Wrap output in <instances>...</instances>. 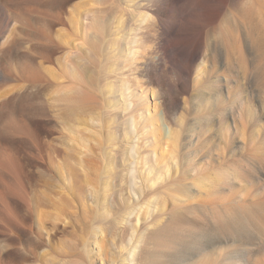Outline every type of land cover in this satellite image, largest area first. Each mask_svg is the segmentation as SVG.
Segmentation results:
<instances>
[{"label":"rangeland","instance_id":"374dc122","mask_svg":"<svg viewBox=\"0 0 264 264\" xmlns=\"http://www.w3.org/2000/svg\"><path fill=\"white\" fill-rule=\"evenodd\" d=\"M53 1L41 7L16 0L29 15L16 17L14 4L0 0V264H144L149 235L177 218L183 223L178 231L189 236L176 241L181 264H204V257L212 258L209 264H264V219L257 229L242 208L264 198V80L255 70L240 73L236 67L229 82L209 81L211 65L223 62L215 43L228 5L211 16L220 21H202L197 6L212 0H157L177 26L163 42L171 40L170 49L163 47L153 67L156 83L146 86L145 72L134 69L136 55L123 47V33L136 27L131 29L133 16L122 4L137 0H112L103 18L106 30L86 29L97 33V46L86 36L80 56L76 48L65 52L61 42L70 29L66 17H93L95 4L67 0L61 14ZM144 17L147 25L153 16ZM200 31L213 50L204 45L188 61L175 39ZM18 38L23 43L17 48ZM54 48L49 61L46 53ZM29 57L42 67L35 78ZM56 57L64 70L62 89L55 84L61 73ZM73 62L81 66L80 80L71 75ZM213 68L223 74L221 63ZM168 82L175 83L180 103L165 114L157 94L146 88L160 87L170 100ZM76 85L87 91L84 103L67 99ZM237 107L246 112L239 131L229 118ZM250 137L263 156L256 152L254 160L231 165L249 151L242 142ZM209 150L217 160L193 171V164L208 160ZM223 168L242 169V177L223 176ZM229 205L242 213L248 240L217 226L215 213Z\"/></svg>","mask_w":264,"mask_h":264},{"label":"bare ground","instance_id":"6f19581e","mask_svg":"<svg viewBox=\"0 0 264 264\" xmlns=\"http://www.w3.org/2000/svg\"><path fill=\"white\" fill-rule=\"evenodd\" d=\"M7 1L11 4H14L13 6L16 9H18L14 12L16 17H24L25 15L26 17H29V15L26 13V10L19 7L21 4H18L16 0H7ZM31 1H32L31 3H35L41 7H51L53 0H31ZM92 1L94 2L95 7L93 8L91 7L93 3L90 0L89 3L91 2L92 4L90 6L91 10H89L90 11L89 13L90 14L92 13L93 17H82V15H80V17L79 16L78 17H66L68 24L70 25V29L68 28L69 30H66L64 37L61 38L62 44L66 47L65 52L70 51L69 49L71 48H76L77 51L75 52V54L80 56V54H82L80 50L83 48V46H85L84 39L86 36L91 38L90 43L97 46L98 44L96 42L98 41L97 33L86 31L87 27L89 28L94 27L96 30L100 32H104L106 30V25L104 24L103 18L107 10L110 8L112 0H92ZM115 1H117V3L120 4V1L119 2L118 0H115ZM66 2L67 0H59V1L57 0L54 3L56 6L53 4V7H58V10H59L58 13H61L66 5ZM202 3H201V6H197L199 7L198 9L199 12L197 13V17L200 18L202 21L203 19L207 17L216 20L217 17H211V16H213L217 11L218 13H220L223 9H225L226 5H228L227 7L228 13L224 16V18L221 16L222 20H221L220 26H221L222 33L219 36L220 43L218 41H216L215 43V44H220L222 48L221 53L223 52L222 57H221L222 58L221 60H223V62L222 61L220 62L219 60V62H216V63L217 64L221 63V67L222 65H224V70H222L221 68L220 71H223V74H219L218 70H216V68H213L216 65V63L212 64L211 65L212 68L209 69V72H210L209 75H212L209 77V81L221 83L222 80H225L229 82L231 80V76L235 77L233 72L235 71L234 69L236 67H239L238 71L240 73L242 72V70L246 68L255 70L260 73L261 79L264 80V0H246V1L232 0L229 4H226L224 0H214V1L212 0L210 4L204 3L205 5H202ZM187 5L188 4H186V6ZM122 7L125 11H128L131 16H133L132 18L134 19L135 26L131 24L132 25L131 29H134L136 27L133 33H129V34H126V32L123 33L124 35L123 47L125 48L129 47L128 49L136 55V62H135L136 66L134 69L137 71L138 69H141V71L145 72L147 78L145 80H141L142 84L148 86V84L150 83H156L157 75H156V70H154L153 67L156 66L157 64H160L162 58H161V54L159 53H162L163 47L165 49L166 48L170 49L171 43H172L171 40L168 41L167 46H165L164 43H165V40L168 34H170L172 31L176 32L177 23L175 22L174 19L172 20V18H165V17H168L166 16V13H167L166 6H162L158 4L157 0H137L134 6H127L126 4L125 5L122 4ZM141 9L145 12H142ZM147 13H150L153 17H149L150 20L147 21L148 24L145 25L143 20L145 19L144 16H146ZM84 19H89V25L85 24ZM197 22L198 21H195L194 24L196 25ZM24 25H25L24 34L25 36L28 37L32 34V32H29L30 25H29L28 20H24ZM51 27L52 26H49V29H51ZM71 28H72V33H71ZM56 29L58 28L56 27ZM186 30H188V26L184 27L185 32ZM186 34L187 33L185 34L183 33L185 37L183 38L179 37L180 38L179 40L178 38H176L177 40L175 39V43L183 46V49L186 52L188 61H193L196 58V56L199 54L200 49L204 45L209 46V48L213 50V45L211 43L210 44L207 43V41L205 40L203 31H200L194 34L193 36L192 35L186 36ZM25 40L27 41V39ZM134 42H136V48L132 50L131 47H132V43ZM22 43L23 41H21L20 38H18L14 42V45L18 48ZM246 48L250 49L249 51L250 58L245 53V51L247 52ZM83 51L85 50L83 49ZM54 52H55V48L51 52L46 53V56L48 57L49 61H53L52 58H53ZM22 56L26 57L27 54L22 53ZM92 57H93V54H92ZM94 58L93 59L90 58V60L91 59L94 60ZM56 59H57L56 63L59 65L61 69V73H58L55 76V84L59 87V89H62L64 85V81H63L64 70L62 67V60H60L61 58L58 59V57H56ZM28 61L32 62V67H33V69L31 70L32 78H35L36 75H40L42 71V67L36 63L34 64V60L31 59L30 57ZM38 62L43 64L42 61H38ZM44 66L47 68V70H50L49 66L47 65H44ZM80 67L76 62L71 63L69 67L71 71V75L74 78L79 79V80L81 76ZM203 71L204 70L200 72H203ZM201 74L202 73H200V75ZM41 78H43L48 83L47 86L50 85L51 81L48 78H46L44 75H41ZM211 78L213 79L211 80ZM167 87H168L170 94H173V97L169 98L170 100H167L163 96L162 89L160 87L146 88V91L150 92V94L152 95L153 93L157 94L156 96L160 99L161 105H163L164 107L165 114H168L170 112L169 110L170 107H176L180 103V99L176 97L177 94L175 92V89H176L175 83L173 84V83L168 82ZM86 92L87 91H85L82 86L76 85L75 87L71 89L69 95L67 96V99L68 101H71V103L73 102V104L84 103V101L87 99H85L84 101L82 100H83L84 95H86ZM61 94L63 93L60 92L58 95H61ZM90 96L91 97L93 96L92 93ZM230 96L231 95L229 94V96L227 97H230ZM95 98L97 99V96L95 97L94 95L92 99H94L95 101ZM245 113H246L245 110L242 109L241 107H237L229 113V118L232 120L233 127L236 129V131H239L240 129L238 127L243 126L242 119L244 118ZM255 143L256 142H253L251 137L248 140H245V143L242 142L243 147L249 149V151H247L245 154H242V157L240 159L237 158V161L231 162V165L234 166L235 164H240V163L244 164L248 162L249 160L250 161L254 160V157H255L254 154H256V152L258 153L261 152L259 153V155L263 156V152L260 150L261 145L260 144L258 145ZM240 147H242V145ZM212 150L208 151L209 154L206 155L208 160L203 165H201V167L199 163H195L192 165L193 171H195L194 169H196V171L197 169H201V168L203 169L204 167L202 166L206 165L208 162H213V160L216 159L212 153ZM217 156L220 158L221 154L218 155L217 153ZM222 158L224 159L223 155H222ZM226 161L228 160L226 159ZM228 168L230 169V167ZM235 169L232 172H230L231 169L230 170L227 169L226 171H224V168H223L222 175L232 176L233 178H241L242 169H236V170ZM184 173L181 174V177L183 176ZM218 184L221 185V183H218ZM199 201L201 202V200ZM263 204H264V198L262 197L254 201L252 206L246 205L247 206L246 208L244 206L243 207L241 206L243 209L246 210L245 214L248 215L246 216L248 221L250 220V222L254 224L253 227L256 226L257 229L258 228L260 229V227L262 228L261 224H263L261 223L262 220L264 219V212L262 210L263 209L262 207H264ZM214 218L216 220L217 226L222 231H224V233L239 234L242 238H244V241L245 239L246 240L249 239L248 237L250 236L248 235L247 232H245L246 226L242 219V213H240L232 205L226 206L224 207V209H222V211L215 213ZM249 224L251 225V223ZM182 225H183L182 220L177 218L175 220H171L168 223H165L164 225H162L159 228L160 233L156 234L157 233L156 232L152 235H149L150 236L148 237L149 239L147 238L148 244L145 243L146 247L144 251L142 252L143 254H141V256L143 255L145 259L144 264H181L180 261H178L180 251L177 250L178 245L176 241L179 240L180 238L183 239L188 236V233L185 234L184 232L185 235H182L180 234L181 231L180 232L178 231V229L183 227ZM182 231H185V229H183ZM241 237H238V238L240 239ZM5 247L4 248L2 247L3 251L4 249H6ZM170 250H171V253H170ZM211 259L212 258L204 257L202 259V262L204 264H209V262H211Z\"/></svg>","mask_w":264,"mask_h":264}]
</instances>
